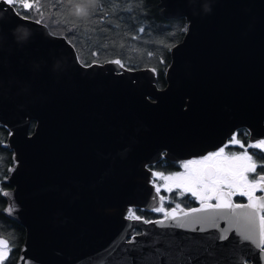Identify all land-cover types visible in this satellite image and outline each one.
<instances>
[{
	"label": "water",
	"instance_id": "obj_1",
	"mask_svg": "<svg viewBox=\"0 0 264 264\" xmlns=\"http://www.w3.org/2000/svg\"><path fill=\"white\" fill-rule=\"evenodd\" d=\"M158 7L187 22L163 87L150 66L82 62L65 34L0 0V123L12 151L2 194L25 228L16 264H264L235 230L219 239L227 220L202 231L144 222L163 214L129 218L159 206L153 164L204 155L242 126L264 131V0ZM17 25L33 35H14Z\"/></svg>",
	"mask_w": 264,
	"mask_h": 264
},
{
	"label": "trees",
	"instance_id": "obj_2",
	"mask_svg": "<svg viewBox=\"0 0 264 264\" xmlns=\"http://www.w3.org/2000/svg\"><path fill=\"white\" fill-rule=\"evenodd\" d=\"M19 2L38 4L40 11L44 13L43 17H40L35 8L27 10L31 12L27 16L42 19V22L46 23L54 33L65 34L76 47L82 62H104L116 58L132 68L150 66L156 71L159 87L166 84L165 73L171 60V48L183 38L187 28L184 17L167 19L162 16L158 0H100L95 15L87 18L90 23L93 20L96 23L85 29L80 26L83 24L82 19L80 25L71 27V30L69 24L62 19L67 14L71 20H76L69 14L68 9L66 13L62 10V4H65L66 0H19ZM14 5L17 8V5ZM18 11L22 13L21 10ZM141 28L144 31H140ZM97 45L100 47L98 48ZM97 51L100 52L99 56L90 55ZM34 126L35 121H32L31 132ZM7 136L8 129L0 123V229L2 230L6 225L4 219H10L1 211L4 202L1 190L9 186L4 179L8 167L12 164V151L3 145ZM152 167L161 168L162 165L157 162ZM134 210L143 213L147 218L159 216L142 208H134ZM12 223L15 224L13 228L15 249L11 264H15L24 241L25 228L14 220L11 221Z\"/></svg>",
	"mask_w": 264,
	"mask_h": 264
},
{
	"label": "snow or ice",
	"instance_id": "obj_3",
	"mask_svg": "<svg viewBox=\"0 0 264 264\" xmlns=\"http://www.w3.org/2000/svg\"><path fill=\"white\" fill-rule=\"evenodd\" d=\"M9 5L16 4L17 8L21 10V18H26L30 15L33 8L42 18L44 13L40 11L38 4L29 2L20 3L19 0H5ZM67 4H62V10L67 12ZM103 10L102 8L100 9ZM97 12V7L91 10L89 17H92ZM63 21L71 27L80 25L81 19L71 20L67 14L62 17ZM41 23L42 19L33 21ZM96 21L89 22L88 19H83V24L80 25L85 29L90 28L91 24ZM140 31H144L143 28ZM99 48L100 45H97ZM93 57L99 56L100 52L90 53ZM152 55V53H148ZM96 61H93L95 63ZM116 63L123 67L121 59L109 61ZM85 66L91 67L92 64ZM155 71V69H153ZM231 144H239L244 148V145L235 137L230 141ZM228 144L219 148V151L209 153L200 159H193L185 162L182 167L184 172L176 173L174 175H163L162 173H155L156 177L163 179L165 184V191L171 193L173 188L181 190L179 195L183 197L186 193L190 194L199 201V207L184 209L180 203H175L170 209L164 207V202L167 199L165 196H158L159 206L152 209L157 213H163V219L158 221H147L145 223H160L165 221H173L178 223L180 227L193 228L195 226L203 225L206 228L218 227L219 220H227L229 228L225 229V234L221 235L219 239L227 240V232L235 230V233L242 241L249 242L253 246L264 253V196H256L257 190L264 191V159L260 163L253 158L258 154H248L247 148L241 156L225 155V148ZM248 147H255L264 149V141L256 144L248 145ZM260 169L258 172L257 169ZM251 175V179H250ZM160 186H156V192L159 194ZM7 195V193H4ZM246 197L247 203H234L233 197ZM157 198H154L156 200ZM215 201V203H212ZM129 218L134 220L142 219L141 216L136 215L135 210H129ZM7 240L0 239V246L7 248ZM4 253L0 251V264L4 260Z\"/></svg>",
	"mask_w": 264,
	"mask_h": 264
},
{
	"label": "flooded vegetation",
	"instance_id": "obj_4",
	"mask_svg": "<svg viewBox=\"0 0 264 264\" xmlns=\"http://www.w3.org/2000/svg\"><path fill=\"white\" fill-rule=\"evenodd\" d=\"M263 127H264V123H263ZM251 134H252L251 130L248 127H246V126H242V127L238 128L235 131V133L232 135V137H230L228 139V142L226 143V144H228V147L225 148V155H228V156H232V155L241 156V155L244 154L245 148H247L248 154H250V155L254 154V153L258 154V155H255L253 158L257 161V163H260L261 160L264 159V149L255 148V147H248V145L256 144V143H258L260 141H264V131L260 132L259 135H257V136L255 134H253V136H256L255 138H252ZM233 137L238 139L244 145V148L240 147L239 144H231L230 141L232 140ZM224 145H222L220 147H223ZM220 147H218V148H216L214 150H211V151L207 152L204 155L196 156V157H190V158H187V159H184V160H179V161H172V160L163 158L160 161H158V164L162 165V167L161 168H159V167L155 168L154 167L153 169L155 170V173H162V174H167V175H174L176 173L184 172L185 170L183 169L182 165L185 162H187L189 160H193V159H200L201 157H203V156H205V155H207L209 153H212V152H215V151H219ZM155 164H157V163H155ZM257 171L259 172L260 169L258 168ZM262 174H264V173H262ZM251 178L252 177L250 175V179ZM153 181L158 186L161 187V191L160 192H161L162 196H165L167 198L165 200V202H164V207L166 209L174 206L175 203H180L181 206H184V207H191L193 205L199 204V201L196 200L194 197H192L190 194L186 193L183 197H181L179 195V192L181 190H179V189L173 188V191L171 193H168L167 191H165V188H163L160 184H158V182L156 181V176L155 175H154V180ZM159 182H160V178H159ZM8 187H11V186L9 185ZM8 187L3 188L1 190V194ZM255 195L258 196V197L264 196V191L257 190ZM2 196H3V194H2ZM3 198H4V196H3ZM233 200L236 203L247 202V198L239 196V194L235 195L233 197ZM212 203H215V201H212ZM5 204H6V199L4 198L3 206L1 208V211L4 214H5V212H4ZM132 210H134V208ZM151 212L156 213L159 216L163 214V213L158 214L155 211H151ZM135 213L138 216L146 217L143 213H137L136 211H135ZM149 218H155V217H149ZM4 220L6 222V225H4V229L3 230L0 229V237L5 238L8 241V243H7V248H4L3 246H0V251H3L4 257H5L4 260L2 261V264H11L12 258L14 256V249H15V244H14L15 240L13 238V234L15 232V230L13 228H14L15 224H13V223L11 224V221H13V219H11V218L7 219V220L4 219ZM20 249H21V247H20Z\"/></svg>",
	"mask_w": 264,
	"mask_h": 264
},
{
	"label": "clouds",
	"instance_id": "obj_5",
	"mask_svg": "<svg viewBox=\"0 0 264 264\" xmlns=\"http://www.w3.org/2000/svg\"><path fill=\"white\" fill-rule=\"evenodd\" d=\"M100 0H66L68 6L69 14L75 19H87L92 9L98 6ZM0 19H3V16L0 15ZM23 30L25 36L33 35L32 30L26 25H17L13 29V34Z\"/></svg>",
	"mask_w": 264,
	"mask_h": 264
},
{
	"label": "rangeland",
	"instance_id": "obj_6",
	"mask_svg": "<svg viewBox=\"0 0 264 264\" xmlns=\"http://www.w3.org/2000/svg\"><path fill=\"white\" fill-rule=\"evenodd\" d=\"M163 175H167V174H163ZM156 181L158 182V184H160L163 188H165V184L166 182L160 178V182H159V177H156ZM158 214H161V213H158Z\"/></svg>",
	"mask_w": 264,
	"mask_h": 264
}]
</instances>
